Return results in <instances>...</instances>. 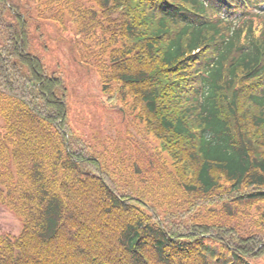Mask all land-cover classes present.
<instances>
[{
  "label": "trees",
  "instance_id": "16d2710c",
  "mask_svg": "<svg viewBox=\"0 0 264 264\" xmlns=\"http://www.w3.org/2000/svg\"><path fill=\"white\" fill-rule=\"evenodd\" d=\"M32 1L0 0V208L23 223L14 243L0 236V264L263 258L264 0H47V22L98 73L100 103L155 140L140 150L158 160L137 153L130 176L133 142L122 158L71 127L66 80L30 52L46 23ZM177 190L187 224L145 213L140 194Z\"/></svg>",
  "mask_w": 264,
  "mask_h": 264
},
{
  "label": "rangeland",
  "instance_id": "374dc122",
  "mask_svg": "<svg viewBox=\"0 0 264 264\" xmlns=\"http://www.w3.org/2000/svg\"><path fill=\"white\" fill-rule=\"evenodd\" d=\"M30 6L33 9V16L36 18L39 17L38 21L40 23L46 22L41 24V32H44V34L40 36L36 33L34 45H31L30 52L44 59L50 73H61L66 80L69 89V122L76 135L87 142H91V145L96 151H103L102 144H104L108 150H115V154L122 158L126 157L129 152L132 151L129 150V145L133 142L135 144L133 146L134 154L131 157V161L128 163L126 176H130L133 173L132 168L136 166L134 158L137 153L138 156H136V158L138 160L144 161L147 157L152 160L154 158L158 160L157 156L151 153L147 156V152L144 149L140 150V148H143L142 144L145 143L144 139L148 141V146L153 145L155 140L153 137L146 135L145 132H143V135L141 131H139V128L143 126L136 121V117H132L125 122L119 112L116 110H109L100 103L103 94L101 92L102 83L98 73L92 68L88 69L87 66L85 67L81 64L82 62L80 63L78 61L80 56L76 52L73 35L66 32L61 34L62 32L56 23L47 22L46 20L50 13H45L44 11L46 7L49 8L51 6V3L47 0H33ZM65 18L68 19L67 16H65ZM45 25H47V27ZM44 26L46 27V32ZM138 120L142 123V120ZM118 133L121 134L118 136ZM156 147L157 146H155V148ZM157 150L161 152V155L166 151L161 150V148ZM165 161L168 164L170 162V160L168 162L167 159H165ZM171 164L172 162H170L169 165ZM111 169H114L112 165ZM137 171H145L150 174L152 170L141 169ZM112 178H115V176H112ZM137 178L140 181L137 190L142 193L147 192L150 186L145 184L146 182L142 180L139 174ZM140 195L146 196L149 201V205H147L149 210H145V213H151L152 210L150 207L153 209L156 208L155 210L160 215L163 212H169L174 216L176 222L187 224L177 217L184 212H189L190 200L179 195L178 190L177 194H173L171 198H163L165 194H157V191H153L152 194ZM195 213H193V217ZM252 217L255 218L256 216L252 215ZM154 218L155 220L159 219L158 216H154ZM239 222L242 223V221ZM22 230L23 223L20 218L8 209L1 207L0 236H6V238L3 239H7L10 243H14L17 241L14 239L20 237ZM254 263L264 264V257L255 260Z\"/></svg>",
  "mask_w": 264,
  "mask_h": 264
}]
</instances>
